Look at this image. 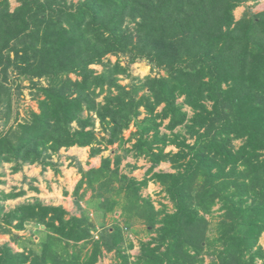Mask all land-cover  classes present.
Returning a JSON list of instances; mask_svg holds the SVG:
<instances>
[{"label": "trees", "instance_id": "16d2710c", "mask_svg": "<svg viewBox=\"0 0 264 264\" xmlns=\"http://www.w3.org/2000/svg\"><path fill=\"white\" fill-rule=\"evenodd\" d=\"M15 1L11 11L0 0V166L58 173L52 158L61 150L89 148L93 158L116 146L120 153L99 168H78L73 194L83 199L84 187L102 218L120 209L126 229L138 220L155 235L131 257L117 220L98 232L84 212L39 201L8 212L0 205V234L31 223L40 235L39 252L0 246V264H97L103 251L118 264H203L204 254L216 257L212 264H264V11L233 15L258 0ZM140 60L164 75L132 78L126 90L117 77L130 78ZM25 81L38 112L21 118L14 103ZM129 156L151 164L149 177L121 173ZM161 163L174 172H153ZM148 182L161 186L172 210L141 196ZM23 194L0 192V203ZM218 204L223 219L211 238L206 216Z\"/></svg>", "mask_w": 264, "mask_h": 264}, {"label": "rangeland", "instance_id": "374dc122", "mask_svg": "<svg viewBox=\"0 0 264 264\" xmlns=\"http://www.w3.org/2000/svg\"><path fill=\"white\" fill-rule=\"evenodd\" d=\"M73 3L78 2V0H68ZM19 3L15 0H9V8L12 11ZM264 11V0H258L257 2H248L245 4H242L238 8H236L233 12L235 20H238L244 13L247 12V14H255ZM129 27L132 28L133 24H129ZM110 61L111 63H114L116 61L115 57L107 56L104 60V62ZM121 66L126 65V59L121 58L120 59ZM92 69H94L97 73L102 72L103 67L100 65H93ZM129 73L131 74V77L128 78L124 75H118L117 80L119 85L126 88V90L130 89V85L133 83L132 78H138L139 81H144V79L147 76H163V71H158L157 69H154L152 71L151 65L149 62L145 60L137 61L135 64H131L129 66ZM73 80L75 79L74 76H70ZM15 76H11L10 80L11 82L14 80ZM136 83V82H134ZM138 83V82H137ZM21 91L23 94V97H21V101L16 104L14 103V110H16L21 118L26 116V113L30 110H33L35 112H38L37 108V101L38 98L37 93L35 92V89L30 88L28 86V82H22L21 83ZM113 94L116 95L117 91L112 88ZM104 96V95H103ZM102 96V97H103ZM102 97L98 99V101L102 100ZM15 100V97H14ZM180 102V100H179ZM184 110L190 111L188 108H185ZM191 115V114H189ZM145 116L144 113L139 117V120H141ZM166 124V123H165ZM75 127V125L73 124ZM97 132H99V125L96 124ZM135 131V127L131 126L130 129L124 133L125 138H128L129 134L131 132ZM164 131V130H163ZM101 133H98V135ZM101 136V135H99ZM236 147L240 145L239 142L234 143ZM131 144H126L125 147H129ZM172 151L176 152L177 150L174 147H168L166 148L165 152ZM61 153L57 156H53L52 161L58 163V173H55V171L47 169H42L41 166H32L28 167L25 166L26 170L24 169L23 175H15L11 173V167L12 164H2L0 166V181L5 182V185L0 184V192L7 191L11 192L12 190H18L17 188H20V190L24 188L27 189L28 194L24 192L27 196L23 197L21 200L25 203H33L35 201L41 202L45 206H51V205H58V206H65L70 210V215L79 216L82 214V212L86 213L90 218L91 221L96 226L97 231L99 232L100 225H105L106 227L110 226L114 222V220H117L116 223H119L120 226L123 228V232L125 235V239L129 240L133 243L134 248L133 250H129L128 254L131 257L137 256L139 254V242L143 241H149L151 237H153L155 234L150 233L146 230V227L144 226L142 221L135 220L132 222L129 228H125L122 224V218L120 209H117L118 211L115 213H112L110 215H107L106 218L101 217V211L98 210L94 203V199L91 198V191L83 187L82 190L79 192V194H82L83 192V199L79 200V198H76L73 194L76 185L80 181V179H74L75 173L80 175L78 172V168H82V164H84V168H82L84 171L85 169H89L90 165L94 162V160H90L92 158L89 156V148L80 149L78 151H75L76 153L69 152L68 154H75L77 158L74 157L72 160L65 159V154L67 151L61 150ZM120 152L116 148V146L109 147L101 153L99 156L98 161L101 162L102 158L110 157L113 158L115 155L119 154ZM66 161V162H65ZM69 161V162H68ZM135 162V163H134ZM130 163L132 165H137L135 170H130L129 168H124V166ZM134 163V164H133ZM93 166V165H92ZM151 164L147 162L144 159H138L134 160L130 156L123 159L122 163L120 165L121 173L127 174L128 177L135 178L136 180H143L146 176L145 173L149 169ZM35 168V170H34ZM66 169L68 172H66ZM71 170V171H70ZM70 171V173H69ZM73 172V173H72ZM153 172H164V173H173L174 171L170 168V165L167 163H161L157 168L153 170ZM48 173V174H47ZM74 174V175H73ZM12 175V176H11ZM25 177V178H24ZM81 177V175H80ZM49 178V179H46ZM9 182V184H8ZM11 183V184H10ZM52 184V186H51ZM150 184V185H149ZM153 184V185H151ZM40 187V188H39ZM30 188H36V191L32 190L30 191ZM39 189V190H38ZM66 193V194H64ZM141 196L143 198H149L151 202H153V205L156 209H160V204H164L168 207V210H172V204L171 202L166 198L165 193L162 191L161 186L158 184H155L153 182H148V184L141 189L140 192ZM77 202V203H76ZM0 205H3L4 212H8L9 210H12L14 208V203H6L5 201H1ZM219 204L214 206L211 209V214L206 216L209 228H211V232L209 236L211 238L216 237L218 235L217 229L219 222L223 219L222 211L219 210ZM30 224H27L28 229L31 230L33 227H29ZM29 229V230H30ZM34 236H38L40 240V235L33 234ZM97 233H94V236L96 237ZM33 236H31L33 238ZM12 241V242H10ZM8 235H2L0 234V246L6 245L8 246L14 253H20L21 250L19 247H16L14 244L15 242L11 239ZM259 246L264 251V234H262L259 238L258 242ZM22 252V251H21ZM107 260H104L103 255L98 260L97 264H118V262L114 259V254L112 255L107 254L105 256ZM204 262L203 264H212L214 260H216L215 256L206 255L203 256ZM132 261V260H131ZM257 264H261V261H258Z\"/></svg>", "mask_w": 264, "mask_h": 264}, {"label": "crops", "instance_id": "0c3cea01", "mask_svg": "<svg viewBox=\"0 0 264 264\" xmlns=\"http://www.w3.org/2000/svg\"><path fill=\"white\" fill-rule=\"evenodd\" d=\"M127 132V131H126ZM80 149H84V148H78V147H72V148H69L68 150H66L67 152L66 153H64L65 154V159H67L68 158V160L70 161L71 159L73 160L74 159V157H76L77 158V161L78 162H80L79 160H78V157L77 156H75V154H68L69 152H73V153H76L75 151H78V150H80ZM65 151V150H64ZM61 153V152H60ZM100 156V155H99ZM99 156H97V157H93L92 159H90V160H94V162L90 165V168L89 169H97V168H99L100 167V163L99 162H96V161H98V160H96V159H98L99 158ZM89 157V156H88ZM100 159V158H99ZM68 161V162H69ZM66 162V161H65ZM135 163V162H134ZM133 163V164H134ZM130 164V163H129ZM93 165V166H92ZM135 165V164H134ZM35 166V165H34ZM84 164H82V168H84ZM135 166H137V165H135ZM28 167H32V166H28ZM24 169L26 170V168H25V166L23 167V169L20 171V172H18V173H12L13 174V176H15V175H19V174H21V175H23V173H25L24 172ZM89 169H85V171H88ZM34 170H35V168H34ZM135 170V169H134ZM71 171V170H70ZM70 171H69V173H70ZM66 172H68V170L66 169ZM73 173V172H72ZM48 174V173H47ZM74 175V174H73ZM12 176V175H11ZM74 177V179H81V177H80V175L78 176V174H76L75 173V175L73 176ZM25 178V177H24ZM46 179H49V178H46ZM139 181H141V180H139ZM0 184L1 185H5V182H3V181H0ZM8 184H9V182H8ZM11 184V183H10ZM150 185V184H149ZM151 185H153V184H151ZM51 186H52V184H51ZM53 187V186H52ZM40 188V187H39ZM18 190H12V192L13 193H18V192H20V191H23V192H26L27 194H28V191H27V189H29V188H22L21 190H20V188H17ZM32 190V192L33 191H35V190H33V189H31L30 188V191ZM39 190V189H38ZM1 191V190H0ZM2 192H4V193H9V192H7L6 190L5 191H2ZM27 195L24 193L23 195H21L20 197H17V198H15V199H8V200H6L5 202L6 203H14L15 202V205H14V208L16 207V206H18V205H20V204H24L25 202H24V200L22 201L21 199L23 198V197H26ZM28 203V202H27ZM51 206H58V205H51ZM61 207H63L67 212H70V210L68 209V208H66L65 206H61ZM14 208H12V209H14ZM119 212L121 213V211H118V215H119ZM30 225H31V223H30ZM29 225V227H33V229L31 230L30 228V230L28 229V226L27 225H25V228H24V230H22V231H16V230H14V229H11V231H12V233L11 234H2V235H8L9 236V241H10V237L14 234L15 236L17 235L18 236V238L17 239H12V237H11V239L15 242L14 244L16 245V247H19L21 250H18V251H28V250H32V251H34V252H39V250H40V247H39V237L38 236H33L32 235V233L33 234H38L37 233V229L35 228V226H33V225H31L30 226ZM31 236H33V238L31 237ZM10 242H12V241H10ZM107 254H109V255H112V253H107L106 251H103V259L104 260H107V258L105 257ZM114 259H115V257H114ZM116 260V259H115Z\"/></svg>", "mask_w": 264, "mask_h": 264}]
</instances>
